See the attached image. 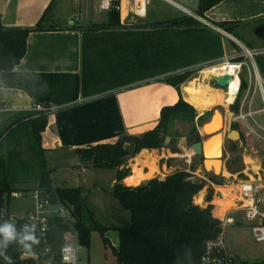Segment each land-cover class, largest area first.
I'll return each mask as SVG.
<instances>
[{
    "label": "crops",
    "instance_id": "crops-1",
    "mask_svg": "<svg viewBox=\"0 0 264 264\" xmlns=\"http://www.w3.org/2000/svg\"><path fill=\"white\" fill-rule=\"evenodd\" d=\"M95 5L100 13L97 0ZM62 8L57 0H0L5 27L33 29L45 18L44 28L30 33L21 63L0 75V120L38 111L37 106L42 105L50 111L42 134L43 148L49 151L77 155L79 148L115 143L124 136L141 137L157 126L162 109L176 104L181 96L199 116L212 114L214 108L226 109L222 89L211 81L204 84L216 90L220 99L207 108L191 101L193 93L187 85L226 57H238L242 46H264L263 39L251 37L255 27L264 24V0H222L202 17L197 14L199 5L196 11L187 8L188 12L174 18L189 15L199 21L190 27H155L152 23L168 19L147 20L148 9L147 17L138 19V23L148 24L145 27L123 24L121 28L91 30L88 23H101L107 17L91 14V8L80 5V20L87 24L69 20L60 25L56 21L62 17ZM223 22L234 24L233 33L219 26ZM257 40L261 41L257 44ZM188 71L196 73L180 91L165 81ZM179 148L183 154L162 148L148 149L146 155L142 150L128 161L131 174L123 183L135 187L182 169L189 155L182 141ZM117 182L114 169L109 193ZM85 195L89 200V193L85 191ZM201 196L203 207L206 201Z\"/></svg>",
    "mask_w": 264,
    "mask_h": 264
},
{
    "label": "trees",
    "instance_id": "trees-1",
    "mask_svg": "<svg viewBox=\"0 0 264 264\" xmlns=\"http://www.w3.org/2000/svg\"><path fill=\"white\" fill-rule=\"evenodd\" d=\"M222 0H200L197 14H204L219 4ZM44 16L33 29L8 28L3 25L0 14V75L15 69L27 53V40L31 32L44 28ZM153 26L190 27L199 25V21L192 16L182 15L173 19L152 23ZM147 23H137L135 26L145 27ZM219 26L233 33L234 24L220 23ZM120 13L113 10L107 13V18L101 23L88 26L91 30L121 28ZM257 62L264 72V56L257 58ZM196 71L183 72L171 76L165 81L181 90V85L190 80ZM221 88L218 85H213ZM246 88L247 81H243ZM239 104L231 107V111L238 112ZM210 112H206L201 119L208 120ZM50 111L38 110L15 116L4 128H0V227L11 224L16 232L13 240L5 243L0 234V264H38L47 258L60 261L61 250L67 234L77 238L80 246L90 248L93 231H99L105 245H111L106 233L114 229L119 233L120 246L114 248L118 264H200L209 241L218 238L221 232V209L212 203L213 192L206 198L207 206L201 207L195 203V196L206 186L201 179L193 180L186 170L179 169L168 174L164 179L156 177L139 186H127L123 183L131 174L126 168L128 161L143 149H170L173 153H180L177 138L173 131L176 120L181 119L193 123L198 113L182 96L179 101L162 109L161 119L157 126L135 137L134 142L128 144L123 138L115 143H102L77 149L84 167L115 169L117 184L111 194L121 203L130 215V222L124 226L105 227L95 218V213L82 188L56 187L53 183L51 170L48 169L42 144V134L49 123ZM234 129H237L234 127ZM17 136L9 139V135L17 131ZM167 137L172 142L166 144ZM26 138L35 158V165H30L21 159L18 144ZM191 146L201 140L196 127L187 135ZM14 142L15 146L4 153V148ZM232 151L238 150V145L231 143ZM8 147V146H7ZM200 159V158H199ZM202 161V159H200ZM203 164V161H202ZM195 169V168H194ZM215 184L222 185V181L214 176ZM135 183L133 179L128 180ZM13 192L37 193L41 200H49L54 205H65L71 209L69 217H51L46 237L43 238L38 230L26 218L10 220L9 204ZM5 211V218L3 213ZM239 226L242 224L238 223ZM33 235L38 243L21 240L24 235ZM25 244L30 247L26 248ZM46 248L50 253L43 255ZM26 254V258L23 255ZM36 256L38 258L36 259ZM243 264H264L244 262Z\"/></svg>",
    "mask_w": 264,
    "mask_h": 264
},
{
    "label": "rangeland",
    "instance_id": "rangeland-1",
    "mask_svg": "<svg viewBox=\"0 0 264 264\" xmlns=\"http://www.w3.org/2000/svg\"><path fill=\"white\" fill-rule=\"evenodd\" d=\"M174 1L191 11H196L200 2V0ZM57 3L63 7L61 13L62 17L56 21L60 25H64L69 20L72 22L79 21L81 15V12L79 11L80 5L83 7L87 5V7L91 8V14L97 13L101 15L103 19L107 17V13H99L96 10V0H57ZM149 11L151 14L147 20L169 19L183 13L182 9L172 6L163 0H150ZM70 15H73L71 17L72 19L70 18ZM81 19L82 20L79 21L81 24H87L83 18ZM88 25H91V23H88L87 26ZM251 37L256 38V35L253 33ZM241 40H244L245 45L249 47L251 46L247 39L241 38ZM260 41L261 40H257V44ZM196 76V78H198L199 75L197 74ZM207 81L212 82L210 78L203 79V82ZM213 84L217 85L214 82ZM219 98L217 99L218 102ZM256 102L258 104V108H261L262 99L260 91H257L256 93ZM219 108L223 110V113L233 112L229 109V107L226 109L223 107ZM255 108H257V106H255ZM255 118L264 126V112L257 114ZM10 120L3 122L0 120V128L3 129L5 126L4 124L8 123ZM204 122L205 118L201 119L199 115L193 123H189L181 119L175 121L173 125V131L180 135V137L177 138L178 148L180 141H182V146L185 148L186 152H188L187 155H189L187 158L188 162L182 163L181 167L190 173L191 177H193V180L201 179L206 182V186L202 190L205 201L208 193L212 191L214 194L212 203L217 207H220V209H230L234 207L233 201L235 199V195L230 194L232 188H225V191L223 192L225 193L226 198L223 197V201L219 200L216 195L218 191V185L215 184L211 179L214 176L218 177L223 183L222 186H231L232 184H237L239 181L246 179H254L258 183H263L264 156L262 154V143L255 137L246 136L240 124L235 123L234 127L237 129H233L241 132V138L239 139L238 136H232V139L235 141H225V149L222 159L223 169L220 171V175H216L213 171H210L212 167L208 169L209 171L204 169L202 161L195 155L193 151H191L187 140V135L190 133L193 127H196L199 131V128ZM257 130L261 132L260 129ZM17 132L18 130L11 133L9 135V139L14 136L16 137ZM226 133L227 131L225 129L223 134L226 135ZM172 141L173 140L171 138L170 143ZM231 143L238 145L237 151H232ZM7 146L4 148L5 154L8 152V149H10L12 146H15V144L12 142ZM253 149H258L261 152L259 154H255ZM17 150L20 153L21 159L23 161L30 165H35L36 161L26 138H23L20 141ZM179 150L180 153H184L181 148H179ZM44 158L48 169L51 170L53 183L56 187H82L86 193H89L91 208L95 213V218L102 226L109 228L113 225L124 226L129 223L130 215L128 211L124 209L121 203L111 194V192L109 193L112 186V173L114 169L85 167L88 170L85 172L82 170L84 166L82 165V159L80 155L61 151H49L45 149ZM256 159L261 162H257ZM80 161L81 167H79ZM259 165L261 166L257 167ZM201 195L198 194L194 198L197 205H200L199 201L201 200ZM36 204L37 200L34 196V193L31 192H27L21 198H11L9 204L11 216L13 218H23L30 216L34 211ZM207 204L208 203L206 201V204L203 206V208L206 207ZM67 236L72 237L75 240L78 250L77 264H118L117 258L114 254V248H119L120 246L119 236L116 230L109 229V231L106 233V237L109 238L112 246L105 245L103 237L99 231L92 232L90 248L80 246L77 238L71 234H67ZM226 248L231 255H239L242 261L249 263H260L264 261L263 245L256 243L250 226L242 224L241 226L237 225L230 227L226 236Z\"/></svg>",
    "mask_w": 264,
    "mask_h": 264
},
{
    "label": "built area",
    "instance_id": "built-area-1",
    "mask_svg": "<svg viewBox=\"0 0 264 264\" xmlns=\"http://www.w3.org/2000/svg\"><path fill=\"white\" fill-rule=\"evenodd\" d=\"M98 8L103 13H109L116 10L120 13L122 24H136L138 19L146 18L149 9L150 0H97ZM166 3L178 7L188 12V9L174 0H163ZM128 18H131L129 21ZM264 56V46L259 48L241 47L238 57H226L211 66L214 68L210 77L212 83L216 76L230 74L233 79L224 88L221 87L226 97V104L231 108L236 103L239 104L238 112H233L234 124H240L242 130L248 137H255L262 143V154L264 156V126L255 118L261 112H264V72L257 62V58ZM232 65V72L226 71V67ZM246 79L247 86H243ZM215 83V82H214ZM217 84V83H215ZM218 85V84H217ZM234 85V86H233ZM260 91L262 99V107L258 108L256 102V93ZM230 98L232 100L230 101ZM257 106V108H255ZM38 110H44L42 105L37 106ZM257 129H260L259 132ZM255 154H259L260 150L253 149ZM227 187H231V195H235L234 207L222 210L221 232L214 241H209L206 246L205 254L200 264H243L245 261H237V255H231L226 248L227 231L238 223L250 226L254 240L258 244L263 245L264 252V182L258 183L254 179L241 180L237 184L218 185L217 197L223 201L226 195L223 191ZM37 200L36 207L30 216L23 218L35 226L39 234L45 238L49 228V220L51 217H69L71 209L65 205H54L49 200H41L37 193H34ZM23 193L13 192L11 198H21ZM221 206V205H220ZM5 218V211L3 213ZM6 219V218H5ZM10 220L15 221L16 218L11 216ZM50 253V249L46 248L43 255ZM26 258V254L23 255ZM38 256H36V259ZM78 250L75 240L66 236L65 243L61 250L59 262H55L52 258H47L38 264H77Z\"/></svg>",
    "mask_w": 264,
    "mask_h": 264
},
{
    "label": "water",
    "instance_id": "water-1",
    "mask_svg": "<svg viewBox=\"0 0 264 264\" xmlns=\"http://www.w3.org/2000/svg\"><path fill=\"white\" fill-rule=\"evenodd\" d=\"M254 34L258 38L264 40V24L258 25L257 27H255ZM232 79H233V77L230 74H226L223 76H216L213 78L214 82L217 83L222 88L226 87L232 81ZM217 111H220L223 115V126L219 130L213 131L211 133H207V131L204 130V126L213 119V117ZM233 117H234L233 112L223 113V111H221L219 108H214L209 119L206 122H204L201 125V127L199 128V134H200L201 140L194 143L193 145H191L190 148L192 149V151L195 153V155L198 158L202 159L203 167L206 171H209L208 170V162H212V161L217 162V163H219V162L222 163V166H221L222 167L221 171H222V169H223V160L222 159H223V152L225 149V141L226 140L235 141L232 139L233 134L235 136H238L239 139L241 138L240 132L233 129V125H234ZM225 129L227 131L226 135L223 134V131ZM235 136H233V137H235ZM218 137H219V145H220L219 150L221 152V156H220V158H217V159H208L207 153H206V143L213 140V138L218 139ZM123 140L126 143L130 144V143L134 142L135 138L131 137V136H124ZM170 141H171V138L167 137L166 144H169ZM143 151H148V149H143ZM216 169L217 168L214 165L210 171H213L216 175H220V173L219 174L216 173L217 172ZM236 258H237V261L239 262L241 257L239 255H237Z\"/></svg>",
    "mask_w": 264,
    "mask_h": 264
},
{
    "label": "bare ground",
    "instance_id": "bare-ground-1",
    "mask_svg": "<svg viewBox=\"0 0 264 264\" xmlns=\"http://www.w3.org/2000/svg\"><path fill=\"white\" fill-rule=\"evenodd\" d=\"M233 70H234V67L232 65H229V66L226 67V71H228V72H232ZM213 72H215L214 68L209 67L201 75L200 78L193 79L187 85L188 88L190 89V91L193 93V96L191 98V101L193 103H200L204 107H210V106H213L216 103H218L217 99L220 97L219 93L216 90H212L208 85L204 84V82H203V79L210 77V75ZM215 94H217V95H215ZM231 100H232V98H230V101ZM222 126H223V115H222V113L220 111H217L215 113L213 119L204 126V130L207 131V133H211L213 131L221 129ZM232 136H235V135L233 134ZM219 146H220L219 145V137H218V139L217 138H213V140H211L208 143H206V153H207V158L208 159L220 158L221 152L219 150ZM191 151H192V149H191ZM145 152L148 153V151H145ZM214 165L217 168L216 169L217 170L216 173L217 174L220 173L221 168H222L221 167L222 163H220V162L217 163V162H214V161L208 162V169L213 167ZM227 188L231 189V187H227Z\"/></svg>",
    "mask_w": 264,
    "mask_h": 264
},
{
    "label": "clouds",
    "instance_id": "clouds-1",
    "mask_svg": "<svg viewBox=\"0 0 264 264\" xmlns=\"http://www.w3.org/2000/svg\"><path fill=\"white\" fill-rule=\"evenodd\" d=\"M0 234L4 236L5 243L7 241L13 240L16 237V232L14 227L11 224H5L4 226L0 227ZM24 241H32L33 243H38L36 238L31 234H26L23 236L21 243ZM25 247H30L29 245L25 244Z\"/></svg>",
    "mask_w": 264,
    "mask_h": 264
},
{
    "label": "snow or ice",
    "instance_id": "snow-or-ice-1",
    "mask_svg": "<svg viewBox=\"0 0 264 264\" xmlns=\"http://www.w3.org/2000/svg\"><path fill=\"white\" fill-rule=\"evenodd\" d=\"M234 86V85H233Z\"/></svg>",
    "mask_w": 264,
    "mask_h": 264
}]
</instances>
